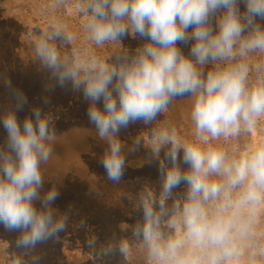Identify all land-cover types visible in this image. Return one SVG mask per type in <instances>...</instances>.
Returning <instances> with one entry per match:
<instances>
[{"label": "clouds", "instance_id": "clouds-1", "mask_svg": "<svg viewBox=\"0 0 264 264\" xmlns=\"http://www.w3.org/2000/svg\"><path fill=\"white\" fill-rule=\"evenodd\" d=\"M44 11L35 60L56 86L82 92L106 144L107 180L122 182L126 154L141 145L157 167L158 190L139 191L127 234L86 242L96 259L131 264L139 251L144 264H264V138L251 142L264 137V0H48ZM127 37L143 43L128 49ZM4 83L12 104L0 112V226L17 233L10 264H43L37 246L68 226L53 207L57 187L43 191L57 134L38 106L18 120L27 97ZM184 97L187 136L166 118ZM137 122L147 141L126 146L119 134Z\"/></svg>", "mask_w": 264, "mask_h": 264}, {"label": "rangeland", "instance_id": "rangeland-1", "mask_svg": "<svg viewBox=\"0 0 264 264\" xmlns=\"http://www.w3.org/2000/svg\"><path fill=\"white\" fill-rule=\"evenodd\" d=\"M47 3L48 0H0V112L12 104L4 83L6 79L11 80L13 87L22 91L28 100L25 108L17 113L18 120L22 122L31 115L30 108L38 106L50 116L57 134L53 155L42 166L43 191L53 185L57 187L60 195L53 207L60 214H67L68 226L57 241L38 245L37 250L43 257V264H121L119 256L97 260L86 242L96 239L98 247L104 245L108 240L102 243L98 236L106 229L115 230L118 236L127 234L124 229L138 218L139 191L147 186L158 190L157 167L148 159L151 150L141 145L135 153L126 154L127 168L122 182L113 184L107 180L100 163L106 144L88 121V104L83 100L82 92L72 90L71 85L64 89L56 86L48 71L35 60L34 27L46 28L44 10ZM72 24L75 28V21ZM122 43L128 49H135L143 41L127 37ZM181 47L187 54L189 48ZM177 99L166 118L187 136L191 133V99ZM163 118L162 115L158 117ZM74 121L79 125L70 124ZM147 131L148 128L137 122L122 129L119 139L126 146L132 145L137 137L146 142ZM6 135L0 125V146L5 144ZM259 138L264 137L254 133L251 142L255 143ZM16 235L0 226V264H10V258L15 254L12 243ZM131 264H144L139 251Z\"/></svg>", "mask_w": 264, "mask_h": 264}, {"label": "trees", "instance_id": "trees-1", "mask_svg": "<svg viewBox=\"0 0 264 264\" xmlns=\"http://www.w3.org/2000/svg\"><path fill=\"white\" fill-rule=\"evenodd\" d=\"M58 95H59V92H57V96ZM49 102L51 103L52 100L49 101ZM52 108H54V106H52ZM62 111H65V109H62ZM70 124L79 125V122L74 121V122H70ZM115 232H116L115 230L114 231H111L110 229L109 230L106 229L105 231L102 232L103 234H101V235L98 236V239H101L103 241L102 243H104L107 240L109 241L113 237V235H116ZM101 240H100V242H101ZM93 264H94V262H93Z\"/></svg>", "mask_w": 264, "mask_h": 264}]
</instances>
